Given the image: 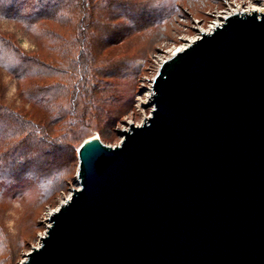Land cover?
<instances>
[{
  "label": "water",
  "instance_id": "obj_1",
  "mask_svg": "<svg viewBox=\"0 0 264 264\" xmlns=\"http://www.w3.org/2000/svg\"><path fill=\"white\" fill-rule=\"evenodd\" d=\"M151 116L78 148V183L21 264H264V11L161 63Z\"/></svg>",
  "mask_w": 264,
  "mask_h": 264
},
{
  "label": "rangeland",
  "instance_id": "obj_2",
  "mask_svg": "<svg viewBox=\"0 0 264 264\" xmlns=\"http://www.w3.org/2000/svg\"><path fill=\"white\" fill-rule=\"evenodd\" d=\"M48 1L40 6L46 19L32 26L29 4L0 0V7L14 4L7 10L13 18L0 16V105L38 132L14 143L0 124V264H21L40 245L50 214L79 188L77 150L84 141L99 137L115 147L122 141L119 131L151 116L152 81L163 61L226 12L264 5V0ZM163 8L161 24L156 19L150 24ZM19 59L41 66L24 62L20 68Z\"/></svg>",
  "mask_w": 264,
  "mask_h": 264
},
{
  "label": "trees",
  "instance_id": "obj_3",
  "mask_svg": "<svg viewBox=\"0 0 264 264\" xmlns=\"http://www.w3.org/2000/svg\"><path fill=\"white\" fill-rule=\"evenodd\" d=\"M21 1V0H20ZM25 1V2H24ZM42 1L44 0H37L36 3L33 2L31 4H29V0H23L24 3H27L30 5V10L32 12L31 15H28L29 16V19H30V22H31V25L33 26H36L38 25V23H40L41 20H44L46 19V15H48V13H44L43 11H40V6H41V3ZM52 0L48 1L47 4H52L51 2ZM157 0H155L156 2ZM159 1V0H158ZM166 0H164L165 2ZM177 1V0H176ZM22 2V3H23ZM151 3V2H149ZM154 3V1L152 2ZM44 5V4H43ZM127 5L130 7V8H134L135 10V7L132 6L131 2H128ZM14 6V4H11L9 5L8 7H3L1 6L0 7V13L1 15L0 16H3V17H7V18H13L12 14L7 11L8 9H12ZM169 7H172L171 11L173 10V13H174V8H173V5H170ZM164 10L160 11L159 15L157 16H153V19H151L150 21H148L150 24L154 23L155 19L158 21V24H161L162 20L165 19V13H166V10L165 8H163ZM169 12V11H167ZM125 13V12H124ZM119 15H124L122 12L119 14ZM50 16V15H49ZM48 16V17H49ZM111 16H114V18H118V16L116 15H110ZM113 20V18H112ZM136 27V26H135ZM128 30H133V26H130V28ZM51 34V33H50ZM51 36H56L58 37V35L56 34H52ZM0 49L2 50L3 49V46H0ZM2 59V53L0 54V60ZM27 63L29 62L30 63V66L34 67L35 64H38L39 66H41L39 64V62H36V61H32V60H26V61H23V60H20L19 59V62H18V67H22L23 68V63ZM5 64L3 63L1 66H4ZM26 65V64H25ZM0 124L4 125L5 129H8L9 131H11L10 135H11V138L14 140V143L15 142H18L20 143V138L21 137H33V135L35 136V134H37L38 132H36V129H34V125H31L29 121H26V120H21L17 117V115H15L14 112H12L11 110L5 108V106H2L0 105ZM35 132V134H34ZM39 134H43V133H40ZM38 134V135H39ZM45 136V135H44ZM29 139V138H28ZM17 144V143H16ZM1 168V167H0Z\"/></svg>",
  "mask_w": 264,
  "mask_h": 264
},
{
  "label": "bare ground",
  "instance_id": "obj_4",
  "mask_svg": "<svg viewBox=\"0 0 264 264\" xmlns=\"http://www.w3.org/2000/svg\"><path fill=\"white\" fill-rule=\"evenodd\" d=\"M251 11H257V12H263L264 11V5H255V6H253L252 8H250L249 10H243V11H241V12H245V13H247V12H251ZM235 13H237V12H235ZM240 13V12H239ZM207 32V31H206ZM206 32H202V33H206ZM194 41V40H193ZM193 41H191V42H193ZM190 42V43H191ZM189 43V44H190ZM188 44V45H189ZM188 45H185V46H183V47H180L179 49H177L176 50V52L175 53H173V55L174 54H176L177 52H179V51H181V50H183L184 48H186ZM91 138H96V137H91ZM90 138V139H91Z\"/></svg>",
  "mask_w": 264,
  "mask_h": 264
},
{
  "label": "built area",
  "instance_id": "obj_5",
  "mask_svg": "<svg viewBox=\"0 0 264 264\" xmlns=\"http://www.w3.org/2000/svg\"><path fill=\"white\" fill-rule=\"evenodd\" d=\"M235 12H236V11L226 12V13L221 17L220 20H216V21L212 22V24L209 25V28L207 29V32H206V33H208V32L211 31L213 28H215L216 26H218L219 24H216L217 22H219V23L221 24V23L223 22V20H224L227 16H229V15L235 13ZM199 37H200V36H199ZM199 37H197V38H199Z\"/></svg>",
  "mask_w": 264,
  "mask_h": 264
}]
</instances>
